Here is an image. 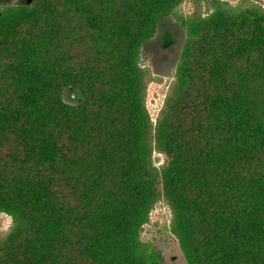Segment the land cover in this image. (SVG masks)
<instances>
[{"label": "trees", "instance_id": "1", "mask_svg": "<svg viewBox=\"0 0 264 264\" xmlns=\"http://www.w3.org/2000/svg\"><path fill=\"white\" fill-rule=\"evenodd\" d=\"M36 1L0 19V264H143L135 230L159 186L182 200L186 257L264 264V11L213 17L184 54L158 171L139 53L181 0Z\"/></svg>", "mask_w": 264, "mask_h": 264}, {"label": "rangeland", "instance_id": "2", "mask_svg": "<svg viewBox=\"0 0 264 264\" xmlns=\"http://www.w3.org/2000/svg\"><path fill=\"white\" fill-rule=\"evenodd\" d=\"M36 2L0 0V19L17 18L21 7L31 10L36 7ZM175 6L176 3L169 8L171 13L160 21L154 36L143 43L139 53L142 79L136 93L151 125V164L158 171L166 166L167 158L155 147L156 125L165 114V106L174 102L180 91L177 77L184 54L189 53L200 31L212 23L213 17L224 13L237 15L251 10L260 19L264 0H181ZM61 99L66 104L74 105L79 102L80 93L64 89ZM189 116V113L186 114V119ZM157 190L158 200L147 209L141 218V225L135 230L139 258L143 264H198L193 257L184 255V251H191L192 247L183 249L176 235L174 211L182 200L172 194L173 201H169L163 195L161 186ZM12 223L9 215L0 213V246L7 241ZM73 260L77 261L75 258Z\"/></svg>", "mask_w": 264, "mask_h": 264}]
</instances>
